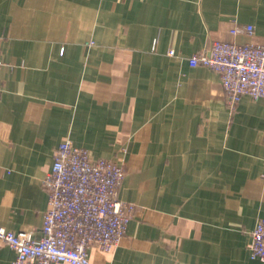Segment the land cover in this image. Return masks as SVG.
<instances>
[{"label":"crops","instance_id":"obj_1","mask_svg":"<svg viewBox=\"0 0 264 264\" xmlns=\"http://www.w3.org/2000/svg\"><path fill=\"white\" fill-rule=\"evenodd\" d=\"M0 37V227L41 238L69 141L121 163L118 199L135 206L94 264H264L249 251L264 99L232 113L219 75L188 62L213 41L264 47V0H0ZM15 257L0 242V264Z\"/></svg>","mask_w":264,"mask_h":264},{"label":"built area","instance_id":"obj_2","mask_svg":"<svg viewBox=\"0 0 264 264\" xmlns=\"http://www.w3.org/2000/svg\"><path fill=\"white\" fill-rule=\"evenodd\" d=\"M253 31V26H247L231 33L235 36ZM168 55L175 56V51L170 50ZM188 62L192 67H208L219 75L232 113L245 96L264 99L262 46L213 41ZM2 64L0 56V67ZM124 177L121 163L105 158L94 160L87 149L69 141L61 143L43 181L49 204L41 238L0 227V242L16 254L12 264H94L90 253L93 248L112 253L135 213L134 205L118 199ZM249 251L251 259L264 262V218L252 232Z\"/></svg>","mask_w":264,"mask_h":264},{"label":"rangeland","instance_id":"obj_3","mask_svg":"<svg viewBox=\"0 0 264 264\" xmlns=\"http://www.w3.org/2000/svg\"><path fill=\"white\" fill-rule=\"evenodd\" d=\"M91 44V43H90Z\"/></svg>","mask_w":264,"mask_h":264}]
</instances>
